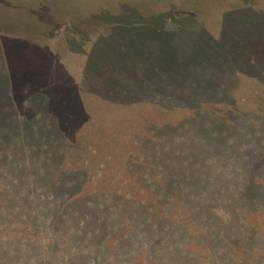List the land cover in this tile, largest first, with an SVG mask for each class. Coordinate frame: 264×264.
Returning a JSON list of instances; mask_svg holds the SVG:
<instances>
[{"label": "rangeland", "instance_id": "obj_1", "mask_svg": "<svg viewBox=\"0 0 264 264\" xmlns=\"http://www.w3.org/2000/svg\"><path fill=\"white\" fill-rule=\"evenodd\" d=\"M68 2L69 13L39 16L47 23L35 37L30 27L23 36L25 27L18 26L15 38L3 35L0 42V227L9 224L12 235L34 234V244L39 235L60 231L63 244L70 237L83 243L78 215L92 209L91 202L112 210L117 196L152 197L163 182L147 176L146 164L153 163L151 156L162 164L178 157L177 137L211 146L205 172L227 174L232 168L225 150L214 155L219 141L211 123L217 120L228 139H237L236 161L246 158L242 169L249 172L250 160L264 176V114L258 109L264 103V0ZM16 5L0 0V22L23 15ZM65 16L71 25L54 26ZM242 118L250 126L244 135ZM178 146L188 153L194 148ZM137 154L149 159L138 166L144 174L138 180L130 169ZM232 174L240 187L244 175ZM109 218L125 227L128 217L117 212ZM260 220L264 231V217ZM133 225L144 245L163 240V228ZM124 232L107 239L103 257L116 259L108 264H130L143 253H132L130 243L114 247L112 239L125 242ZM3 233L0 228V252ZM65 245L64 253L72 254ZM78 249L85 261L100 252L84 244Z\"/></svg>", "mask_w": 264, "mask_h": 264}, {"label": "trees", "instance_id": "obj_2", "mask_svg": "<svg viewBox=\"0 0 264 264\" xmlns=\"http://www.w3.org/2000/svg\"><path fill=\"white\" fill-rule=\"evenodd\" d=\"M13 1L23 15L16 14V21L0 22V42L4 40L3 35L6 39L15 38L17 35L15 28L18 26L25 27L23 36H27L26 29L30 27L32 37H35L37 30L45 27L47 23L40 20V15L56 16V13L64 14L72 10L68 0ZM4 6L7 10L11 8V5ZM29 13L39 14V19L29 18ZM20 16L26 18L23 20ZM67 17L56 21L54 26L68 22V25H71ZM260 97H264V93ZM258 109L261 115L264 114V103ZM229 110L242 116L239 113L240 110L235 107ZM179 111L182 113V110ZM227 111L224 110L223 113H228ZM169 116H167L168 120L171 119ZM167 119L164 118V120ZM219 122L217 120L215 125L211 123V128H214L212 135L215 140L219 141L216 144L214 155L225 150L224 158L229 161L228 164L232 168V171L227 173L228 175L217 169L212 176L205 172L209 167V163L205 165V158H209L211 146L203 147L205 144L199 141L194 142L198 145H192L177 137L175 153L178 157L170 154L172 157H168L166 164H162L160 157L155 161L154 156H151L150 160L153 163L146 164L148 168L151 167L148 169L151 173H147V176L157 175L163 182L159 190L152 191V197L137 199L133 194H129L120 199L117 196L112 200L110 206L112 210H106L102 204L91 202L92 209L84 210L77 219L79 226L82 227V231L78 232L77 236H85L81 244L76 240L77 238L72 237L63 244L60 240L65 235L63 231L58 234L49 233L42 238L39 235L41 240L39 239L40 241L34 244L36 235L31 233L33 235L29 236L22 231H13L12 235L11 231L6 230L9 224H4L0 227L4 230L3 239L5 241L2 252H0V264H108L109 261L116 262L113 255H110L108 259L103 257L104 253H108L105 244L115 231L121 233L124 230L128 232L121 234L125 242L112 239L114 247L118 249L130 243L132 253L136 254L141 250L143 252L139 253L138 260L134 259L130 264H264V231L260 225V219L264 217V176L259 175L258 169L254 170V165L250 160L248 161L249 172L242 169L246 158H239V162L236 161L234 152L237 149L235 146L237 139H228L229 132L223 130ZM248 123L246 118H242V122L238 123L242 135L250 129ZM167 124H169L168 121L162 126L166 127ZM217 125L218 127H214ZM215 128L219 129L215 130ZM178 144L188 146V148L194 146L191 149L192 153L183 151ZM198 158L202 159L200 164L197 162ZM147 160L138 154L135 157L131 156V165H129L137 180L144 175L138 170V166ZM237 170L242 172L244 178H238L242 181V185L236 188L233 183L236 180L232 178V172ZM184 185L187 187L185 188ZM194 202L195 205L191 204ZM181 204L185 206L179 207ZM6 208L9 209V207ZM73 212L74 210H71L68 213L69 216ZM117 212H123L128 217L125 227L111 224L109 217ZM67 216L65 213L59 225ZM132 223H139L142 228L146 225L145 228L150 227L156 232L163 228L165 230L163 240L157 244L144 245V238L137 235L138 228ZM11 227L19 230V225L15 223ZM104 231L105 236H101ZM95 235L101 237L97 236L95 240L93 239ZM66 243L70 246L69 249L74 251L70 255L64 253ZM83 244L87 248H97L100 251L99 255H94L96 257H90L87 261L83 260L80 253H77L78 247ZM196 245H200V250H197ZM146 246L148 248H145Z\"/></svg>", "mask_w": 264, "mask_h": 264}]
</instances>
